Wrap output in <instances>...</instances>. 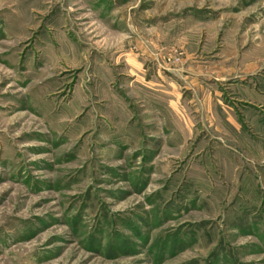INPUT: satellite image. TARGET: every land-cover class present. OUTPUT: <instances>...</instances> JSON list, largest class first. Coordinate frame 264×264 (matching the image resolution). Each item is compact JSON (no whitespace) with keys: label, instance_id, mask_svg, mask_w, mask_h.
<instances>
[{"label":"rangeland","instance_id":"374dc122","mask_svg":"<svg viewBox=\"0 0 264 264\" xmlns=\"http://www.w3.org/2000/svg\"><path fill=\"white\" fill-rule=\"evenodd\" d=\"M0 264H264V0H0Z\"/></svg>","mask_w":264,"mask_h":264},{"label":"crops","instance_id":"0c3cea01","mask_svg":"<svg viewBox=\"0 0 264 264\" xmlns=\"http://www.w3.org/2000/svg\"><path fill=\"white\" fill-rule=\"evenodd\" d=\"M159 73V72H157ZM157 75H160V76H156L154 80H151L147 77H144V75L141 76V79H142V85L148 89V90H153V91H159V92H163V88L165 86L166 88V83L169 84V85H174L173 83H169L168 81H166L162 75L159 73ZM161 77V80H159ZM155 85H161L160 89L156 88ZM159 89V90H158ZM171 92V97L169 99H166V97H162V98H158L157 99V105L155 107H157V109L159 110L161 107H166L169 109L170 112L176 114V115H182V113L180 112V106H181V101H180V98L182 99V96H179L176 94L175 90L172 89ZM154 103V101H153ZM160 111V110H159ZM160 114V113H159ZM230 122V120H229ZM191 123V122H190ZM230 125H232V127H235L237 129V126L236 124H234L233 122H230ZM161 126V125H160ZM165 126H161V129H164Z\"/></svg>","mask_w":264,"mask_h":264}]
</instances>
